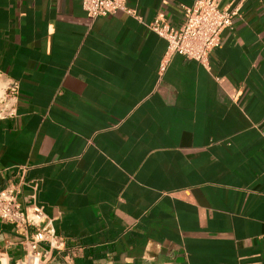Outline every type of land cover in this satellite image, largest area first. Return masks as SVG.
Returning a JSON list of instances; mask_svg holds the SVG:
<instances>
[{
    "label": "crops",
    "instance_id": "crops-1",
    "mask_svg": "<svg viewBox=\"0 0 264 264\" xmlns=\"http://www.w3.org/2000/svg\"><path fill=\"white\" fill-rule=\"evenodd\" d=\"M192 2L0 0V188L52 219L44 264H264V0H217L237 12L206 67L147 27ZM21 235L0 220L6 264Z\"/></svg>",
    "mask_w": 264,
    "mask_h": 264
},
{
    "label": "built area",
    "instance_id": "built-area-1",
    "mask_svg": "<svg viewBox=\"0 0 264 264\" xmlns=\"http://www.w3.org/2000/svg\"><path fill=\"white\" fill-rule=\"evenodd\" d=\"M82 7L89 18L108 16L122 11L136 16V10L127 5L126 0H82ZM237 8L219 7L217 0H193L182 8V21L177 27L171 26L163 18L156 17L147 23V27L167 41L165 57L179 54L193 59L204 67L208 65L209 52L217 47L220 31L230 27ZM164 63L161 65V70ZM1 75V72H0ZM19 83L10 80L0 93V119L17 115ZM0 220L12 225L22 235L18 240H7L5 247L19 243L24 248V257L17 264H44L46 251L59 250L63 246L42 207L33 203L22 210L15 185L0 188ZM31 233L28 234V229ZM2 254L0 252V264Z\"/></svg>",
    "mask_w": 264,
    "mask_h": 264
},
{
    "label": "bare ground",
    "instance_id": "bare-ground-1",
    "mask_svg": "<svg viewBox=\"0 0 264 264\" xmlns=\"http://www.w3.org/2000/svg\"><path fill=\"white\" fill-rule=\"evenodd\" d=\"M1 264H6L5 263V258L2 257V263Z\"/></svg>",
    "mask_w": 264,
    "mask_h": 264
}]
</instances>
